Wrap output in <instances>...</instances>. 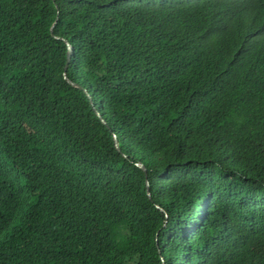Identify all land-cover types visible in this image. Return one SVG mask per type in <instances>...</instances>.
Returning a JSON list of instances; mask_svg holds the SVG:
<instances>
[{
  "label": "trees",
  "instance_id": "16d2710c",
  "mask_svg": "<svg viewBox=\"0 0 264 264\" xmlns=\"http://www.w3.org/2000/svg\"><path fill=\"white\" fill-rule=\"evenodd\" d=\"M0 264H264V0H0Z\"/></svg>",
  "mask_w": 264,
  "mask_h": 264
},
{
  "label": "water",
  "instance_id": "95a60500",
  "mask_svg": "<svg viewBox=\"0 0 264 264\" xmlns=\"http://www.w3.org/2000/svg\"><path fill=\"white\" fill-rule=\"evenodd\" d=\"M53 28H54V26H53L52 29H51V32H52V33H53ZM55 37L58 38V40H63V41L66 43L67 48H68V52H67V64H66L65 71H64V78H65V80L68 81L71 85H73V86H75V87H79L76 83H74L73 81H71V80L68 79V77H67V70H68V66H69V64H70V61H71L72 55H73V53H74V49H73L72 45H71L67 40L62 39V38H60V37L57 36V35H55ZM99 114H100V113H99ZM104 121H105V120H104ZM116 145H117L119 151H122V149H121V145H120V140L118 139V137H116ZM139 165H140V166L146 171L147 176H148V168L146 167V165H145L144 163H139ZM147 185H149L148 181H147ZM148 191H149V188H148ZM148 195H149V197L151 198V194H150V192H148ZM157 206H158V205H157ZM158 207H159V206H158ZM166 216H168V215L166 214Z\"/></svg>",
  "mask_w": 264,
  "mask_h": 264
}]
</instances>
